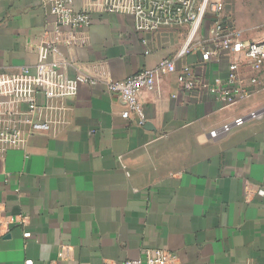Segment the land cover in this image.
<instances>
[{"label": "crops", "instance_id": "obj_1", "mask_svg": "<svg viewBox=\"0 0 264 264\" xmlns=\"http://www.w3.org/2000/svg\"><path fill=\"white\" fill-rule=\"evenodd\" d=\"M44 1L0 0V73H35L37 48L53 44L60 76L97 84L78 82L63 123L0 160V219H26L0 237V264H123L156 251L169 264H264V118L209 135L264 107V69L256 93L221 109L214 81L227 77V60H178L160 91L141 93L140 126L122 117L107 81L173 58L189 27L142 34L133 16L106 13L105 0H73L91 26L57 31ZM238 29L250 41L262 32ZM185 65L197 81L191 92L177 81ZM241 73L253 77L248 64Z\"/></svg>", "mask_w": 264, "mask_h": 264}, {"label": "built area", "instance_id": "obj_2", "mask_svg": "<svg viewBox=\"0 0 264 264\" xmlns=\"http://www.w3.org/2000/svg\"><path fill=\"white\" fill-rule=\"evenodd\" d=\"M226 5L225 0H105L104 11L133 16L138 33L154 34L165 28L189 27L184 45L173 58H165L156 67L145 68L125 80L107 81V91L118 95L125 105L124 119L136 116L138 124L144 126L146 115L141 93L160 91L162 76L176 73L177 61L194 53L200 54L203 65L212 60H227V77L214 81L219 90L221 109L243 102L256 93L255 87L260 84L257 74L264 69V30L258 38L245 40L242 31L228 16ZM44 6L55 18L57 31L91 26L90 14L74 10L73 0H45ZM143 43L147 45L148 41L143 40ZM37 54L35 73L29 68L0 73V96L8 99L0 108V160L9 150L24 148L37 134L50 132L63 123L68 109L66 100L76 92L78 82L97 84L96 80L83 75L75 81L60 76L56 61L49 62L50 54H58L53 44L39 46ZM244 64H248L253 72L249 80L241 73ZM177 81L185 92L197 87L193 70L187 65L178 73ZM263 118L264 107L212 130L209 135L216 139L244 126L248 120ZM25 224L22 215L15 221L0 219V237L7 234L10 227ZM30 235L26 233L24 237ZM63 250L60 257L64 256ZM169 263L163 251H156L147 252L145 260H127L123 264Z\"/></svg>", "mask_w": 264, "mask_h": 264}, {"label": "rangeland", "instance_id": "obj_3", "mask_svg": "<svg viewBox=\"0 0 264 264\" xmlns=\"http://www.w3.org/2000/svg\"><path fill=\"white\" fill-rule=\"evenodd\" d=\"M228 16L237 28L247 29L249 36L264 30V0H233L227 9Z\"/></svg>", "mask_w": 264, "mask_h": 264}]
</instances>
